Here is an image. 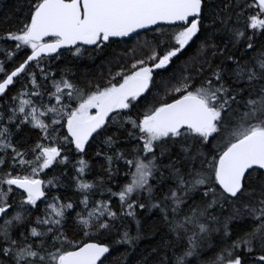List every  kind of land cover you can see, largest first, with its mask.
<instances>
[{
	"label": "snow or ice",
	"instance_id": "1",
	"mask_svg": "<svg viewBox=\"0 0 264 264\" xmlns=\"http://www.w3.org/2000/svg\"><path fill=\"white\" fill-rule=\"evenodd\" d=\"M0 42V264H264V0H28Z\"/></svg>",
	"mask_w": 264,
	"mask_h": 264
},
{
	"label": "trees",
	"instance_id": "2",
	"mask_svg": "<svg viewBox=\"0 0 264 264\" xmlns=\"http://www.w3.org/2000/svg\"><path fill=\"white\" fill-rule=\"evenodd\" d=\"M27 4L28 0H0V32H3L7 29L16 30V28L20 26V23L23 21L27 13ZM0 46L6 47L3 42H0ZM121 50L122 49H117L115 52L109 54L107 58L96 57L95 59H89L87 57L78 59L76 57H73L70 53H66L64 58L53 62L51 70L57 73L56 79H59L63 74L64 68H68L72 72H75L76 77H74V79L78 80H83L86 77H99L101 73L107 75V68L109 66L107 60L110 59L111 56L117 55ZM28 51L30 53V50ZM23 55L24 53H20V56ZM2 58L3 55L0 54V59ZM112 67L115 69L117 66L113 64ZM161 95H163V90H161ZM28 135L33 140L36 138L35 132H30L28 133ZM72 155V153H69L70 158ZM86 159L89 160L92 168L85 179L92 181L105 175L102 171L103 161L101 159L94 158L92 155H89L88 157H86ZM71 175L72 172L71 170H69V176ZM126 179L127 178L124 177L122 173L120 176L115 177L112 183L113 190H116L120 183H122ZM64 183L69 184L70 181L64 180ZM59 191L61 194L73 198V200L79 198V193H76L74 188H62ZM93 198L101 199L103 197H101L97 192ZM69 215L72 216L73 213H69ZM144 219L147 220L148 223H151L157 220V213L153 212L150 216H145ZM68 223V235L71 237H75L76 239H80L81 237L79 236V234L72 230V221L70 220ZM155 242H158V237L155 238ZM155 242L152 239L141 240L139 250L131 255L127 254L128 250L126 246H116L112 253V264H124V261H131V264H139L140 260L143 258V254L145 253V251L154 247Z\"/></svg>",
	"mask_w": 264,
	"mask_h": 264
},
{
	"label": "water",
	"instance_id": "3",
	"mask_svg": "<svg viewBox=\"0 0 264 264\" xmlns=\"http://www.w3.org/2000/svg\"><path fill=\"white\" fill-rule=\"evenodd\" d=\"M62 51H64V50H62Z\"/></svg>",
	"mask_w": 264,
	"mask_h": 264
}]
</instances>
